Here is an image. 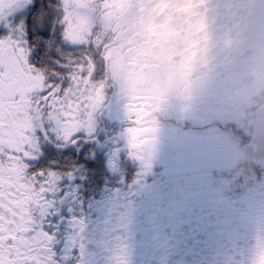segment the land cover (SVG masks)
Listing matches in <instances>:
<instances>
[{
    "label": "flooded vegetation",
    "instance_id": "af4514ba",
    "mask_svg": "<svg viewBox=\"0 0 264 264\" xmlns=\"http://www.w3.org/2000/svg\"><path fill=\"white\" fill-rule=\"evenodd\" d=\"M123 1L110 54L123 95L101 114L122 148L84 197L87 234L107 230L127 264H264V165L243 150L264 102L249 74L264 0Z\"/></svg>",
    "mask_w": 264,
    "mask_h": 264
},
{
    "label": "snow or ice",
    "instance_id": "6c2138e0",
    "mask_svg": "<svg viewBox=\"0 0 264 264\" xmlns=\"http://www.w3.org/2000/svg\"><path fill=\"white\" fill-rule=\"evenodd\" d=\"M114 36L99 0H0V264H127L83 214L122 148L96 93Z\"/></svg>",
    "mask_w": 264,
    "mask_h": 264
},
{
    "label": "rangeland",
    "instance_id": "374dc122",
    "mask_svg": "<svg viewBox=\"0 0 264 264\" xmlns=\"http://www.w3.org/2000/svg\"><path fill=\"white\" fill-rule=\"evenodd\" d=\"M108 1H109V3L106 6L101 0H99V6H100V12H101L102 20L104 21L106 26L111 28V27H115L116 23L113 22L111 15H110V12L112 10L111 6L113 5L112 4L113 0H108ZM112 12H113L112 16H115L117 13L116 10H112ZM109 54H111V50H110ZM108 65L110 66V68L112 67L111 62H108ZM111 77L113 80H116L114 78V75L112 72H111ZM105 89H106V84H105L104 80H102L101 82L98 83V87L96 88V93L100 97L101 102H104L106 96L110 97L111 99L108 102L111 104L113 99H114V95L109 96L108 92L107 91L105 92ZM107 109H109V107ZM131 122L134 123L135 120H132ZM141 134H142L141 131H137L136 134L133 133L131 136L135 137V136H140ZM146 144H147V140H139V141L130 140L129 145H128V149H131V151H132V149H134V148L140 149L141 146H143L142 148L144 149V148H146ZM140 151H141V149L139 151H136V152L132 151V152L134 155L138 156L140 154Z\"/></svg>",
    "mask_w": 264,
    "mask_h": 264
},
{
    "label": "water",
    "instance_id": "95a60500",
    "mask_svg": "<svg viewBox=\"0 0 264 264\" xmlns=\"http://www.w3.org/2000/svg\"><path fill=\"white\" fill-rule=\"evenodd\" d=\"M245 152L248 157H254L264 163V104L257 111L253 135L245 145Z\"/></svg>",
    "mask_w": 264,
    "mask_h": 264
},
{
    "label": "clouds",
    "instance_id": "9594fccd",
    "mask_svg": "<svg viewBox=\"0 0 264 264\" xmlns=\"http://www.w3.org/2000/svg\"><path fill=\"white\" fill-rule=\"evenodd\" d=\"M251 84L255 90L264 88V58L258 59L249 68ZM223 193L218 188L211 189V199L213 202L223 200Z\"/></svg>",
    "mask_w": 264,
    "mask_h": 264
},
{
    "label": "trees",
    "instance_id": "16d2710c",
    "mask_svg": "<svg viewBox=\"0 0 264 264\" xmlns=\"http://www.w3.org/2000/svg\"><path fill=\"white\" fill-rule=\"evenodd\" d=\"M105 0H102V2H104ZM113 5L111 6L112 10H116V12L121 11L122 8L126 7V4L123 0H113ZM110 12V15H113V12ZM106 25V24H105ZM107 27V26H106ZM107 53V52H106ZM106 53H105V60H106ZM104 67H105V61H104ZM102 81V80H101ZM99 81V82H101Z\"/></svg>",
    "mask_w": 264,
    "mask_h": 264
}]
</instances>
